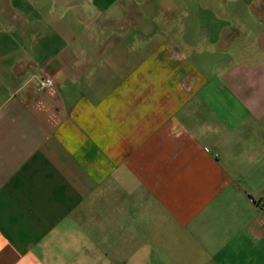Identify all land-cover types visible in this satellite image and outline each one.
<instances>
[{
    "label": "crops",
    "instance_id": "1",
    "mask_svg": "<svg viewBox=\"0 0 264 264\" xmlns=\"http://www.w3.org/2000/svg\"><path fill=\"white\" fill-rule=\"evenodd\" d=\"M0 264H264V0H0Z\"/></svg>",
    "mask_w": 264,
    "mask_h": 264
},
{
    "label": "built area",
    "instance_id": "2",
    "mask_svg": "<svg viewBox=\"0 0 264 264\" xmlns=\"http://www.w3.org/2000/svg\"><path fill=\"white\" fill-rule=\"evenodd\" d=\"M54 85V80L50 76L40 77L37 80V86L39 90L47 89Z\"/></svg>",
    "mask_w": 264,
    "mask_h": 264
}]
</instances>
